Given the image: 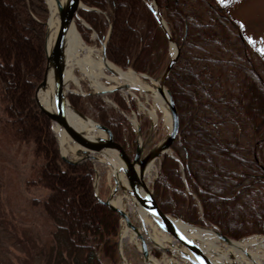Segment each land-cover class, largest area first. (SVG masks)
<instances>
[{
	"label": "trees",
	"instance_id": "trees-1",
	"mask_svg": "<svg viewBox=\"0 0 264 264\" xmlns=\"http://www.w3.org/2000/svg\"><path fill=\"white\" fill-rule=\"evenodd\" d=\"M241 0H157L160 18L179 49L165 81L179 117L171 155L160 159L153 196L160 210L198 227L242 240L264 236V55L231 9ZM152 0H83L88 30L106 41L107 61L159 79L170 62V43ZM43 0H0V103L5 121L31 147L32 171L50 191L45 207L69 246L82 244L91 264H121L120 217L97 202L94 166L65 163L34 92L45 66ZM50 16V15H49ZM109 32L108 36L107 33ZM107 39V40H106ZM127 111L118 92L109 94ZM69 103L135 149L134 131L98 96L68 94ZM147 123L145 124V127Z\"/></svg>",
	"mask_w": 264,
	"mask_h": 264
},
{
	"label": "rangeland",
	"instance_id": "rangeland-1",
	"mask_svg": "<svg viewBox=\"0 0 264 264\" xmlns=\"http://www.w3.org/2000/svg\"><path fill=\"white\" fill-rule=\"evenodd\" d=\"M44 3L46 4L45 1ZM231 14L243 25L246 36L264 55V0H241L231 9ZM49 15L50 12L48 10L45 26L49 20ZM108 34L109 32L107 36ZM88 38L89 43L84 40L83 42L87 47L93 48L91 57L95 60H101L102 44L97 42V35L91 29L88 30ZM170 56H172L171 47ZM82 57L81 55L80 58ZM111 64L114 65L113 63ZM114 66L121 69L124 73L135 72L131 68L122 69L116 65ZM72 72L77 83L69 80L65 84L67 96L68 94H77L86 97L88 93L95 94L88 96H98L102 99L105 108L110 114L113 111L117 112L131 125L135 136V147L141 144L138 128L142 131V140L145 141L151 137L153 145L167 135L169 128L168 124L166 125V113L155 102L154 97L141 93V91L132 88L130 84L122 80H109V77L113 76L110 72L104 70L105 78H101L100 82L109 88L108 90L123 85L130 87L128 90L120 89L116 91L124 98L127 107L129 105L127 111H122L114 104L112 96L109 95L111 92L100 94V91L93 89L90 80L80 67L73 68ZM137 77L152 91L155 90L154 85H157V83L153 80L157 79L151 77L147 79L138 75ZM116 106L117 109L115 108ZM153 116L156 117L155 121L152 118ZM5 120L0 103V264H91L93 261L92 253L79 243H73L72 247L69 246L68 244L70 243L66 240L63 228L55 222L51 212L45 207V202L51 191L39 181L32 171L31 147L19 140L14 130L7 125ZM146 123L147 126L145 127ZM123 145L128 147V144ZM65 156L71 158L69 152ZM160 159L153 163V168L147 175L149 180L152 181L150 187H152L155 176L157 177ZM93 166L99 176V196L102 200H106L114 187L113 177L107 166L99 163H95ZM117 195L123 201L124 210H129L131 202L126 200V195L120 189ZM133 213L134 211L131 212L132 220L136 222V225L138 223L137 226L140 227V220L136 215L134 217ZM152 225L155 226L153 223ZM119 226V236L117 237L118 254L120 250L126 264H145L140 255L139 241L135 237L129 235V237L133 238L132 240L126 238L124 241H120L123 235L122 232L125 231L121 218ZM148 227L150 228L151 226ZM150 233L153 236V227L150 228ZM255 236L264 238L262 235H254L242 240ZM242 240L234 241L239 242ZM173 244L175 243L172 242ZM218 244L227 248L219 241ZM149 250L154 261L158 264H187L172 254L158 251L152 245H149Z\"/></svg>",
	"mask_w": 264,
	"mask_h": 264
},
{
	"label": "water",
	"instance_id": "water-1",
	"mask_svg": "<svg viewBox=\"0 0 264 264\" xmlns=\"http://www.w3.org/2000/svg\"><path fill=\"white\" fill-rule=\"evenodd\" d=\"M44 1L46 2V5H48L47 0ZM151 5L155 9V15L168 38L171 49H174V52L161 77L157 80H153L157 83V85L153 84L156 91L145 92L136 88L134 89L151 97L158 93L163 98L166 112L170 117V127L167 135L161 141L148 149L149 144L151 143V137L143 141L141 131L138 128L141 144H138L135 147L134 152H131L127 146L114 140L109 129L102 126L87 115L80 113L69 103L67 92L65 90V63L61 61V56L65 48L66 35L70 24L75 20H78V13L80 9L87 10V8L83 6V0H68L64 6L57 2L60 22L59 30L55 41L49 49L47 48V40L49 37L48 22L46 23L44 47L46 60L45 68L42 81L35 90L34 100L40 111L46 115L52 123V129L53 125L56 124L62 131L65 142L70 148L69 154L72 156L71 158L64 156L59 149L60 157L65 163L78 165L90 161L92 164L99 163L109 168L114 180V187L111 189V192L106 200H102L98 194L97 186L99 176L97 170L94 169L93 192L95 199L100 204L115 212L121 218L122 223H124L126 232L133 235L139 241L141 256L145 264H155L149 250V245H152L160 252L172 254L174 257L184 260L188 264H213L206 254H204V252L176 226V221H182L172 218L160 210L153 196L152 189L147 185L145 180L149 165L153 164L164 155L171 154V146L179 134L178 112L171 94L164 85L167 76L177 61L179 49L172 41L168 28L160 18L157 8V0H152ZM101 54L102 62L104 64L109 63L105 54V44L102 46ZM133 73L150 79L146 75L135 72ZM47 84L52 87L57 102L56 108L51 111L43 108L37 101V94L40 90L47 86ZM120 89L128 90L130 87L128 85H123L112 90L101 92L100 94L113 92L114 90L119 91ZM165 94H167V98ZM87 95L95 94L88 93ZM71 116H75L85 125H89V128L87 129L89 131L80 132L74 130L72 127V121L70 120ZM97 132L103 133L104 137H97L95 135ZM55 137L58 142V147H60L59 137L57 134H55ZM108 154H113L114 156L111 155V157H109ZM119 189L126 195V197L131 199L133 207L138 211V213H134V217L138 214L136 217L140 220V227L137 226L138 223L136 225V222L134 221V223H131L130 217L132 218V216L129 212L114 207L111 204L112 198H114V196L118 193ZM143 216L147 217L157 229H161L163 232L167 233L173 239L175 244H170L169 248H164L154 242L150 234L151 227L149 228L143 223ZM184 224L195 229L212 232L219 238L223 239L226 243L236 242L223 236L216 229L198 227L187 223ZM121 239L122 238H120V241ZM119 254L122 264H126L120 250Z\"/></svg>",
	"mask_w": 264,
	"mask_h": 264
},
{
	"label": "bare ground",
	"instance_id": "bare-ground-1",
	"mask_svg": "<svg viewBox=\"0 0 264 264\" xmlns=\"http://www.w3.org/2000/svg\"><path fill=\"white\" fill-rule=\"evenodd\" d=\"M67 1L68 0H47V4H48L47 6L50 12V16L48 20V32H49V37L47 40L48 49L52 46L53 42L55 41L59 30L60 22H59L58 10H57V2H59L62 6H64ZM76 22H81L85 24V22L80 18L79 13H78V20H75L69 26L66 35L65 48L61 56V61L65 63V74H64L66 81L65 83H67L69 80L73 81L74 83L75 82L77 83V80L74 78L72 71L73 68L80 67L82 72L90 80V83L95 91L104 92L109 89L106 86L102 85V83L100 82L101 78L103 77L105 78L104 70H108L112 73L113 77L111 78L109 77V80L112 81L122 80L125 83L130 84L132 88H136L145 92L152 91L149 87L144 85L139 80L137 75L134 74L133 72L130 71L124 73L121 69H118L111 63L104 64L102 60H95L94 58H92L91 54L93 52L92 50L93 48L91 49L87 47L83 42L80 33L77 32ZM173 52L174 49H172V54ZM81 55L83 56L82 58H80ZM70 62L72 63L69 64ZM165 96L166 98L168 97L167 94H165ZM153 97L155 99V102L158 105H160L162 109L165 111L166 125L168 124V128H169L170 117L169 114L166 112L163 98L158 93L154 94ZM37 101L46 110L51 111L56 108L57 102L55 99V94L53 92L52 87L49 84H47V86H45L42 90L39 91V93L37 94ZM152 118L155 121L156 117L153 116ZM70 120L72 121V127L74 130L80 132L89 131L87 130L89 128V125L88 126L85 125L79 118L75 116H71ZM53 129L55 134H57V136L59 137V143H60L59 149L62 154L64 153L65 156L68 154V152H70V148L67 146L65 142L62 131L59 129V127L56 124L53 125ZM95 135L97 137H104V134L99 132L95 133ZM111 155L113 154H108L109 157H111ZM70 157L72 156L70 155ZM152 168H153V164L149 165L146 175H148V173L151 172ZM97 190H98V186H97ZM98 194H99V190H98ZM118 196L119 195L116 194L114 198H112L111 204L114 207L124 210L123 201L121 200V198H118ZM126 200L131 202V199H129L128 197H126ZM130 204H131V206L129 207L130 211L128 209L124 211H127L130 214L132 211H134V213H138V211L133 207V203L131 202ZM136 215L138 216V214ZM142 218H143V223L145 225L153 227V236L151 235L152 240L164 248H169L170 244L174 242L173 239L167 233L163 232L161 229L160 231L155 226H153L152 222L147 217L143 216ZM130 220L131 223H134L131 217ZM175 224L182 233H184L194 244L197 245L199 249H201L204 252V254H206V256L212 261L213 264H264L263 237L255 236L244 241L242 240L239 242L226 243L223 239L219 238L217 235H215L212 232L195 229L193 227L185 225L183 222L176 221ZM122 233L123 235L121 237L122 238L121 242L124 241V239L126 238L130 240L133 239L129 237V235L131 234L126 232V230ZM218 241L227 248L221 247L218 244ZM224 261H226V263H224ZM154 263L158 264L156 261H154Z\"/></svg>",
	"mask_w": 264,
	"mask_h": 264
},
{
	"label": "flooded vegetation",
	"instance_id": "flooded-vegetation-1",
	"mask_svg": "<svg viewBox=\"0 0 264 264\" xmlns=\"http://www.w3.org/2000/svg\"><path fill=\"white\" fill-rule=\"evenodd\" d=\"M141 134H142V131H141ZM159 141H160V140L156 141V143H158ZM154 145H155V144H154ZM154 145H153V143H152V139H151V143L149 144L148 149L151 148V147L154 146Z\"/></svg>",
	"mask_w": 264,
	"mask_h": 264
},
{
	"label": "built area",
	"instance_id": "built-area-1",
	"mask_svg": "<svg viewBox=\"0 0 264 264\" xmlns=\"http://www.w3.org/2000/svg\"><path fill=\"white\" fill-rule=\"evenodd\" d=\"M135 126H136V124H135ZM147 180H148V183H151L152 182V181L149 180L148 176H147Z\"/></svg>",
	"mask_w": 264,
	"mask_h": 264
}]
</instances>
